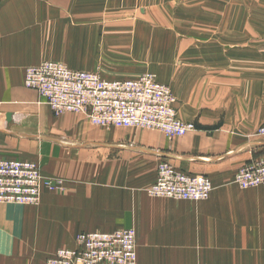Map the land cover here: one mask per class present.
Listing matches in <instances>:
<instances>
[{
	"label": "crops",
	"instance_id": "1",
	"mask_svg": "<svg viewBox=\"0 0 264 264\" xmlns=\"http://www.w3.org/2000/svg\"><path fill=\"white\" fill-rule=\"evenodd\" d=\"M71 4L72 0H0L3 155L19 156L17 150L7 146L20 144L23 139L42 140L64 149L84 148L86 152L93 147H118V128L89 129L88 134L80 135L78 131L85 126L77 115L49 117L43 108L38 110L45 104L37 92L23 86V70L27 66L46 60L71 65L63 39L69 34ZM262 14L254 13L253 18H261ZM246 17L240 14L238 18ZM224 34L229 41L245 44L248 35H263L264 30L258 26H234L227 27ZM209 47L214 51L224 49L216 44ZM242 50L238 57L230 54V58H221L214 54L213 59L210 55L206 60L192 59L189 78L167 82L177 99L178 117L192 122L193 130L169 139L163 134L135 129L133 138H129L128 145L135 152L156 149L159 158L175 168L207 175L212 189L206 200L135 201L132 192L149 186L155 179V164L151 168L148 156L90 155L78 151V162L83 165V182L78 188L62 196L43 193L38 207L0 203V264H45L56 248L74 246V235L79 230L130 227V205L135 212L132 226L137 231V264H264V185L242 189L232 183L234 173L245 162L264 159V136L251 135L264 122V53L261 48V57L254 53L257 48ZM205 64L209 73L202 74L200 68ZM24 104L34 105L36 109L30 108L35 112H25L28 106ZM42 111L45 118H39ZM32 117L46 121L48 134L65 130L70 136L15 129L25 120L29 124ZM97 135L101 136L99 141L95 139ZM40 169L47 175L41 166ZM116 174L130 177L122 179ZM119 186L130 187L132 196L130 190ZM119 211H126L125 216H120Z\"/></svg>",
	"mask_w": 264,
	"mask_h": 264
},
{
	"label": "rangeland",
	"instance_id": "2",
	"mask_svg": "<svg viewBox=\"0 0 264 264\" xmlns=\"http://www.w3.org/2000/svg\"><path fill=\"white\" fill-rule=\"evenodd\" d=\"M254 13L256 15L263 14L261 18L255 19L253 18ZM240 14L247 15V17L238 18ZM66 23L67 20H65V31H67ZM234 26H246L247 28L258 26L264 30V0H72L69 34L63 37L66 47L64 52L71 65L64 64L72 69L96 72L101 77L108 79L134 78L142 73L150 72L158 81L170 87L172 81L179 77L189 78L192 73V59L206 60L209 55L213 59L215 57L214 54L221 55V58H230V54L238 57V53L242 54L244 52L242 48L245 47L257 48V52H254L256 54L261 52L259 50L261 48L263 50L262 53H264V34L254 37L248 35L247 37L249 38L245 44L229 41L227 34H224V32L227 27ZM231 37L236 36L231 35ZM215 44L224 49L214 51L209 47V45ZM246 51L248 53L253 52V50ZM262 53H260V57ZM212 65L213 63H211V73ZM200 69L203 70L202 74L209 73L207 72L209 69L206 64ZM24 105L28 106L25 112H35L34 109L30 108V106L35 108L34 105ZM46 106L45 104V106L39 107L38 110L43 108L47 111L49 117L60 119L69 114L55 115ZM43 111L42 113L40 112L41 115H43ZM70 114L72 115V113ZM75 115H77V120L79 119V122L85 126V129L78 131L81 133L80 135L88 134L90 132L89 129H114V127L94 126L86 119V121H82L78 114ZM42 117L45 118L44 115L39 118ZM29 118L28 116L26 120ZM26 120L21 126H16L15 129L21 132H33V134L39 132L41 135L54 137L70 136L65 134V130L55 132V135L48 134L47 129H45L48 126L46 121H42V119L40 120L37 117H32L29 124H27ZM55 125L60 127L57 123ZM135 129L146 134H163L157 130L133 127L118 128L119 134L115 136V143H117L118 147L116 146L114 149L87 148L88 152L84 151L86 150L84 148L64 149L61 145L50 144L42 140L23 139L20 144L7 146L17 150L20 153L19 156L0 153V157L26 159L36 162L47 174L43 175L40 169L42 176L51 179L52 182L55 181L54 184L57 186L53 190L43 188L41 196L43 193L44 196H62L71 189L78 188L83 182L80 173L83 165L78 162V151L86 152L90 155L143 154L148 156L149 159L146 160L151 161V168L154 162L155 172L159 162L165 161L171 164L168 160L159 158L160 156L157 155L159 152L156 149L145 153L142 151L135 152L134 148H130L128 145L129 138H133ZM257 129L251 135H257ZM63 132L64 134H61ZM152 138L149 140L151 141ZM95 139L99 141L101 136L97 135ZM144 139L143 136L142 140ZM54 147L55 149L51 150ZM7 152V154L10 153L9 150ZM139 176L147 177L146 174ZM115 177L124 179L130 177V174H116ZM119 187L127 192L130 190L128 186ZM147 187L137 188L133 192L130 190V196L133 193L135 201H141L142 203L187 201L150 197L145 192ZM41 196L37 204L30 206L38 207L41 204ZM125 212L119 211L118 214L125 216ZM134 214V208L130 205V227H114L110 230L133 228L136 235V227L132 226L134 224V220H132ZM81 231L79 230L75 233L74 239Z\"/></svg>",
	"mask_w": 264,
	"mask_h": 264
},
{
	"label": "built area",
	"instance_id": "3",
	"mask_svg": "<svg viewBox=\"0 0 264 264\" xmlns=\"http://www.w3.org/2000/svg\"><path fill=\"white\" fill-rule=\"evenodd\" d=\"M23 85L37 92L53 114H78L94 126L157 130L168 137L194 129L192 122L177 116V100L170 87L150 72L108 79L46 60L24 69ZM256 134L264 136V122ZM232 181L242 189L264 185V159L245 162ZM54 182L42 176L34 161L0 157V203L35 205L43 188H57ZM211 189L207 175L183 172L161 161L145 192L150 197L202 201ZM74 241L72 247L57 248L45 264H137L133 228L83 231Z\"/></svg>",
	"mask_w": 264,
	"mask_h": 264
},
{
	"label": "water",
	"instance_id": "4",
	"mask_svg": "<svg viewBox=\"0 0 264 264\" xmlns=\"http://www.w3.org/2000/svg\"><path fill=\"white\" fill-rule=\"evenodd\" d=\"M8 117V116H7Z\"/></svg>",
	"mask_w": 264,
	"mask_h": 264
}]
</instances>
